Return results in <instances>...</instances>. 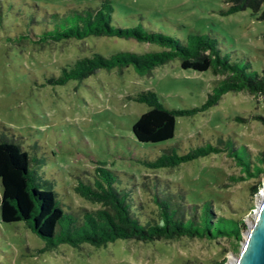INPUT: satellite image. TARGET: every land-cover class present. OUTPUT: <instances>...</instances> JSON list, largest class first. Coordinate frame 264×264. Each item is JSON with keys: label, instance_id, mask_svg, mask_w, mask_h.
I'll list each match as a JSON object with an SVG mask.
<instances>
[{"label": "rangeland", "instance_id": "rangeland-1", "mask_svg": "<svg viewBox=\"0 0 264 264\" xmlns=\"http://www.w3.org/2000/svg\"><path fill=\"white\" fill-rule=\"evenodd\" d=\"M98 0H0V135L13 138L37 158L41 178L54 190L64 210L78 218L82 207L99 205L74 189L79 178L91 179L97 165L117 173L116 186L127 190L136 205L152 210L158 189L172 197L182 192L200 206L210 200L215 215L241 218L246 228L264 191V170L256 177L233 180L239 165L225 152L167 166H150L171 150L181 153L196 144L228 135L242 142L251 156L264 157V94L228 90L208 108L177 115L168 139L137 140L131 124L148 109L129 99L141 89H153L169 107L199 105L218 76L210 70L182 68L177 58L139 75L131 65L99 67L82 79L49 83L60 66L92 51H145L149 42L107 35L67 37L32 43L16 35L38 31L44 13L95 6ZM119 16L134 23L142 15L178 36L189 32L214 35L223 51L246 58L251 68L264 70V17L244 8L224 13L225 0H114ZM264 7V1L262 8ZM36 20V21H35ZM1 191V184H0ZM139 203V204H138ZM80 218H78L79 220ZM229 237L180 236L149 241L116 238L99 245L83 241L46 245L22 220H0V264H232L240 250Z\"/></svg>", "mask_w": 264, "mask_h": 264}, {"label": "trees", "instance_id": "trees-1", "mask_svg": "<svg viewBox=\"0 0 264 264\" xmlns=\"http://www.w3.org/2000/svg\"><path fill=\"white\" fill-rule=\"evenodd\" d=\"M224 13L250 8L264 17V0H225ZM95 6L53 10L44 13L38 31L16 35L18 40L32 43L56 41L62 38H83L88 35H107L134 38L154 43L157 49L134 51L115 50L108 54L92 51L76 57L60 66L57 75H51L49 83H64L68 79H82L99 67H117L121 70L131 65L139 74H148L156 65L177 58L182 68L196 71L210 70L217 81L199 104L188 107H169L153 89H141L129 94V99L145 102L149 108L142 111L132 122L131 131L139 141L157 142L173 135L177 115L192 114L215 104L228 91H245L252 95L264 94V70L251 68L246 58H237L223 51L218 39L210 33L189 32L185 37L173 34L152 23L150 19L135 23L119 16L114 0H98ZM36 21V20H35ZM210 152H225L239 165L240 174L230 175L233 180L258 176L264 170L263 153L253 158L242 142L237 144L228 135L212 143L202 141L177 153L163 152L153 159H139L150 166L178 164ZM39 161L13 138L0 135V220H22L46 245L67 242L78 246L86 241L99 245L116 238L149 241L174 239L180 236L229 237L239 243L246 228L243 219L215 215L212 202L205 200L201 206L188 202L182 192L177 197L156 189L152 193V210L136 205L127 190L116 186L117 173L104 165L95 167L91 179L79 178L74 189L81 196L99 203L97 207H82L75 218L64 210L54 190L46 179L38 174Z\"/></svg>", "mask_w": 264, "mask_h": 264}, {"label": "water", "instance_id": "water-1", "mask_svg": "<svg viewBox=\"0 0 264 264\" xmlns=\"http://www.w3.org/2000/svg\"><path fill=\"white\" fill-rule=\"evenodd\" d=\"M232 264H264V191Z\"/></svg>", "mask_w": 264, "mask_h": 264}]
</instances>
